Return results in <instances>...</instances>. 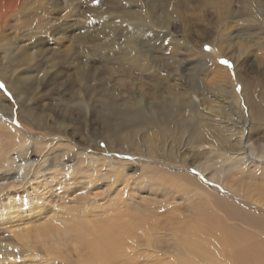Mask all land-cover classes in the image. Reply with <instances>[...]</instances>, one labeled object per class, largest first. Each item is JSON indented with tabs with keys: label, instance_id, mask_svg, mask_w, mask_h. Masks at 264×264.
<instances>
[{
	"label": "rangeland",
	"instance_id": "1",
	"mask_svg": "<svg viewBox=\"0 0 264 264\" xmlns=\"http://www.w3.org/2000/svg\"><path fill=\"white\" fill-rule=\"evenodd\" d=\"M118 1L0 0V208L46 204L30 219L21 209L0 217V264H94L96 254L77 238L19 237L30 228L63 230L86 209L111 222L95 239L119 247L104 262L264 264V0L249 7L259 21L247 20L249 0H225L229 20L189 0H124V10L140 5L166 25L160 33L143 25L139 48L124 54L103 42L113 25L103 12ZM221 25L231 38L218 55ZM137 53L147 56L140 73L132 67ZM116 103L124 123L104 129L103 113ZM244 154L254 160L247 169L232 160ZM143 173L167 196L133 187ZM115 212L121 218L110 221Z\"/></svg>",
	"mask_w": 264,
	"mask_h": 264
},
{
	"label": "bare ground",
	"instance_id": "2",
	"mask_svg": "<svg viewBox=\"0 0 264 264\" xmlns=\"http://www.w3.org/2000/svg\"><path fill=\"white\" fill-rule=\"evenodd\" d=\"M14 1V0H13ZM176 1V0H175ZM190 1V4L192 3V2H195L196 4H191L192 6H198V5H200V6H204V8L203 9H207V10H213V12L211 13V15H213L214 17H217V18H223V19H225V20H229V19H232V16H234V10H233V8H231V6L229 5V2H226L225 0H209V1H211V2H209V4L206 6V3H204V4H201L200 3V1L199 0H189ZM6 2V1H5ZM40 2H41V0H40ZM181 2V1H180ZM179 2V3H180ZM213 2V3H212ZM222 3V4H219V3ZM173 3V1L171 2V4ZM175 3H177V2H175ZM6 4V3H5ZM118 4H119V6L118 7H114V6H110L109 7V9H110V11H107V12H103V13H108V15H112V20L111 21H113V25H112V27H110V31L109 32H111V34H109L106 38H105V40L103 41L104 43L106 42V44L108 45V46H110L113 50H118V52H119V54H124L128 49H135V50H137L139 47H138V44H137V41H136V39H137V36H136V34L141 30V28H142V26L143 25H150V26H158L159 28L156 30V31H158L159 33L160 32H162V31H164L163 29L165 28V26L166 25H164L162 22L161 23H157L156 21H161V19L159 20H155V19H153L152 20V15H147V14H145V15H143V13L142 12H139L138 11V9L140 8V5H137V6H135V8L136 9H132L131 7L130 8H128V9H126V10H124V6H123V4H124V0H119L118 1ZM182 4V3H181ZM184 5V4H183ZM186 5V4H185ZM261 3L258 1V0H249V2L244 6V8H243V10H247L248 11V14H247V20H249V19H252L253 21H257L258 20V18H256L255 17V15H254V12L253 11H251L250 9H249V7H251V6H257V7H261ZM19 5H17V7H18ZM123 6V7H122ZM13 7V6H12ZM122 7V8H121ZM170 7V6H169ZM1 8V7H0ZM121 8V9H120ZM21 9H22V6H21ZM115 9H120V13L118 14L117 13V11L115 10ZM12 10V9H11ZM14 10V9H13ZM72 11V10H71ZM98 11V10H97ZM8 12V11H7ZM240 12H242V11H240ZM98 13H100L99 11H98ZM102 13V12H101ZM258 13V12H257ZM200 14V13H199ZM120 15V16H119ZM141 15V16H140ZM243 16V15H242ZM122 17H123V19H122ZM143 19H145V21H141L142 20V18ZM184 17V16H183ZM1 20V19H0ZM123 20H125V21H123ZM241 20V19H240ZM224 21V20H223ZM242 21H243V19H242ZM250 21V20H249ZM259 21V20H258ZM56 22V21H55ZM225 22V21H224ZM237 22H240V21H237ZM223 22H221V24H222ZM229 23V25H228V27L230 28L232 25H230L231 23L230 22H228ZM233 23V22H232ZM227 25V24H226ZM195 26V25H194ZM222 26L223 25H221V29H223L222 28ZM61 27V26H60ZM116 27L118 28V32L120 33V37L122 38V44H119V42L117 41V39L115 38V31H116ZM223 27H225V26H223ZM228 28V29H229ZM249 28V27H248ZM155 30V29H154ZM219 30V29H218ZM217 30V31H218ZM227 30V26L225 27V29H224V31H226ZM245 30V29H244ZM247 30V29H246ZM229 30H227L226 32H222V35L220 36L219 35V37L217 38V41H216V43L215 42H213V43H215V46H213V48H214V50H215V52H218V55H219V51L220 50H224V45H226L227 46V43H226V40L227 39H230L231 38V34H230V32H228ZM152 32H153V30H152ZM202 32H203V30H202ZM205 32V31H204ZM219 32H220V30H219ZM217 32H215V34H216ZM139 34V33H138ZM206 34V33H205ZM221 34V33H220ZM112 35V36H111ZM260 38V37H259ZM138 40V39H137ZM213 40V39H212ZM241 40V39H240ZM202 41V40H201ZM232 41V40H231ZM234 41V40H233ZM209 42H211V41H209ZM246 42H247V40H246ZM198 43V42H197ZM212 43V42H211ZM245 43V42H244ZM200 46H201V42L200 43H198ZM210 44V43H209ZM9 45V44H8ZM191 45H193V44H191ZM200 46H198V47H200ZM208 46V45H207ZM191 47V46H190ZM201 48V47H200ZM226 48H229V47H226ZM225 48V50H227ZM89 49V48H88ZM191 49H192V52L193 53H199V51H200V49L198 48H196V47H191ZM83 50H84V48H83ZM90 50V49H89ZM87 51V50H86ZM140 51V50H139ZM85 52V51H84ZM221 52V51H220ZM238 52V51H237ZM213 54V53H212ZM237 54V53H236ZM203 55V54H202ZM221 55H222V53H221ZM37 55L35 54V53H32V54H30L29 56H27V57H25L24 58V61L27 59V61L28 60H32V59H34L35 57H36ZM82 56V55H81ZM117 56H118V54H117ZM121 57H123V56H121ZM144 57H147V56H144V55H142L141 53H137V55H136V59H134L133 58V64H132V67L134 66V69H136L135 71H136V73H140V71L141 70H143L144 69V67L145 68H147V66H145L144 64L143 65H137V64H140L141 63V61H143V58ZM205 57V56H204ZM235 57V56H234ZM240 57V56H239ZM237 58V57H236ZM148 59H150V62L152 61V56H148ZM238 59V58H237ZM146 60V59H145ZM26 61V62H27ZM32 62V61H31ZM196 62L197 63H199L200 64V62H201V59L200 58H198L197 60H196ZM81 63V62H80ZM147 64V63H146ZM203 64V63H202ZM201 64V65H202ZM152 65H154V64H152ZM241 66V68H243V65H240ZM143 67V68H142ZM151 67V66H150ZM234 68H235V66H234ZM233 68V69H234ZM151 69H152V67H151ZM90 70V69H89ZM147 70V69H146ZM154 70V69H153ZM134 71V72H135ZM149 71V70H148ZM84 72V71H83ZM3 74V73H2ZM81 75V74H80ZM238 77H239V79L241 80V75H238ZM134 79H135V82L136 81H138V78H136V77H133ZM132 83H134V82H132ZM132 85H134V84H132ZM245 85H246V82H245ZM133 87V86H132ZM128 85H126V92H125V94H127V93H129L128 92ZM134 93V92H133ZM129 94H131V93H129ZM133 97V96H132ZM234 97V96H233ZM139 99H141V96L139 95ZM143 99V98H142ZM226 100V99H225ZM238 102H239V100H238ZM238 102H236L235 101V103H238ZM132 104H134L135 102L134 101H132L131 102ZM129 105L127 102H125L124 104H123V106L124 105ZM172 104V103H171ZM158 105V104H157ZM123 106H122V104L121 103H116V105L115 106H112L109 110H107V113L105 114V113H103L104 114V117H103V119H102V126L104 127V129H107V127L109 128V126L111 125V124H113V126H114V128H120V127H122V125H123V123H124V118L122 117V116H120V115H118L119 114V112L120 111H118V114L117 113H115L114 114V111H115V109H118V110H123L122 108H123ZM208 106V105H207ZM218 106V105H217ZM151 107V106H150ZM219 107V106H218ZM211 108V107H210ZM176 109V108H175ZM214 110V109H213ZM222 111V110H221ZM172 112V111H171ZM165 113V112H164ZM168 113V112H167ZM127 114H129V116H132V115H134V116H139L137 113H135V110H133V109H127ZM196 115V114H195ZM193 116H194V114H193ZM192 117V116H191ZM200 117V116H199ZM131 118V117H130ZM192 119V118H191ZM159 120V119H158ZM164 120V119H163ZM168 120V119H167ZM194 120V119H193ZM110 121H111V123H110ZM137 121H139V125L141 126V127H147L148 126V124H147V122L146 121H144V118H138L137 119ZM164 122V121H163ZM190 122V121H189ZM258 122H259V119H258ZM258 122H256V123H258ZM138 123V122H137ZM164 123H166V122H164ZM171 123V122H170ZM193 123V122H192ZM198 123V122H197ZM201 123V122H200ZM173 124V123H172ZM196 124V123H195ZM252 124H254V123H252ZM169 125V124H168ZM192 125V124H191ZM201 125H203V124H201ZM207 125V124H206ZM212 125V124H211ZM167 127V126H166ZM171 127H173V126H170V128ZM191 127V126H190ZM195 127V126H194ZM199 127V126H198ZM201 128V127H200ZM203 128V127H202ZM153 129V128H152ZM196 129V128H195ZM194 129V130H195ZM206 130V129H205ZM216 130V129H215ZM191 131V130H190ZM203 131V130H202ZM207 131V130H206ZM205 131V132H206ZM214 131V130H213ZM199 132V130H196L195 131V133H198ZM211 133V132H210ZM216 133V132H215ZM241 133H242V130H241ZM159 135H161V134H159ZM208 135V134H207ZM240 135V134H239ZM169 136V135H168ZM242 136V135H241ZM24 138V137H23ZM204 138V137H203ZM212 139V138H211ZM242 139V138H241ZM151 140V139H150ZM205 139H202L201 140V142L200 143H202V141H204ZM24 141V140H23ZM152 142V141H151ZM153 143H155V142H153ZM202 148V147H201ZM196 153V152H195ZM244 156L246 157L247 155L246 154H244ZM245 157H242V156H240L239 158H234V159H232L233 160V162L234 161H237V162H240V165H242V164H245L244 165V168L245 169H247V168H249V166H248V164L249 163H251V162H253L254 160L253 159H251V158H249L248 156V158H245ZM259 157H264V156H259ZM230 159V158H229ZM236 163V162H235ZM242 163V164H241ZM239 164V163H238ZM237 168H238V166H237ZM244 170V169H243ZM149 175H151V177L153 178L154 177V174H150L149 173ZM146 176H147V178H148V175L147 174H142V176L140 177V179L139 180H134L135 182L133 183V187H135V186H140V188H145V189H147L148 191H147V193H150V192H155L156 193V191L159 193V192H161V196L160 197H166L167 196V189H165V188H163V186L161 185V184H154L153 183V181L152 180H154V179H151V181H149L147 178H146ZM252 178V177H251ZM136 179V178H135ZM175 181V180H174ZM253 181V180H252ZM184 182V181H183ZM177 183V182H176ZM186 183V182H185ZM255 183V182H254ZM173 184V183H172ZM178 184H180L179 182H178ZM189 185V184H188ZM10 186V185H9ZM197 186V185H196ZM179 187V186H178ZM182 187V186H181ZM183 187H184V183H183ZM186 188V187H185ZM255 188V187H254ZM258 187H256V189H257ZM110 190V188L108 189V190H105V192H108ZM170 191V190H169ZM244 191V190H243ZM262 191V190H261ZM142 192V191H141ZM171 192V191H170ZM180 192V191H179ZM194 192V191H193ZM192 192V193H193ZM250 192V191H249ZM247 193V194H250V193ZM253 193V192H252ZM261 193V192H260ZM200 194V193H199ZM256 194V193H255ZM144 195V194H143ZM158 195V194H157ZM242 196V195H241ZM249 196H251V195H249ZM246 197V196H245ZM248 197V196H247ZM247 199V198H246ZM14 200V199H13ZM251 200V199H250ZM254 200V199H253ZM5 201H8V200H5ZM85 201H88V200H85ZM5 203V202H4ZM22 203V202H21ZM218 203H219V201H218ZM249 203V202H248ZM109 205V204H108ZM119 205V204H118ZM5 206V210H8V211H3V210H1V208H0V214H1V216L0 217H2V218H6L7 216H11V215H13L14 213H15V211L17 210V209H21V208H19V205L15 202H10V204L8 205L7 203L6 204H3L1 207L3 208ZM46 206V204H44V203H40V205H37V206H35L34 208H28V209H26V210H22V211H20V212H24V213H27V218H33V217H36L37 215L39 216V213L40 212H42V211H44L45 210V207ZM94 206V205H93ZM98 206V207H97ZM101 206V205H100ZM99 205H97L96 204V207L97 208H99L100 207ZM106 206V205H105ZM110 206V205H109ZM20 207H23L22 205H20ZM92 207V206H91ZM96 207H95V209H96ZM101 207H103V206H101ZM94 208V207H93ZM105 208V207H104ZM112 208H113V206H112ZM4 209V208H3ZM89 209H91V208H89ZM106 209V208H105ZM18 210V211H19ZM104 210V209H103ZM120 210V209H119ZM86 212H87V214H88V217H90L89 216V212L91 211V210H88V209H86L85 210ZM84 211V213H85V215H83L82 217H78V218H84L85 219V221L82 219V221H84L85 223H81V222H79L78 220H80V219H76V221H75V224L73 225H65V222L66 221H64L63 222V224L62 225H64L65 227L63 228V230H58V229H55V228H52V229H50V228H47V227H44V228H40L39 230H34V229H32V228H30V229H28L27 231H23L22 233H20V235H19V237L21 238V237H28V236H33V238L35 239V240H39V239H41V237H45V238H47L48 240L50 239V240H52L51 239V234L52 233H55V234H57L58 235V237H59V239H61L60 241L62 242H67L69 239H71L72 240V238H77V240L76 241H80L81 243L82 242H86L87 244H88V249H89V252H90V254H98V256H96V255H94L96 258H95V260H97L96 262L93 260V262H95L94 264H112L114 261V259L112 260V258L113 257H111L108 261H105L104 262V258H105V253H108V255L107 256H113L114 254H115V250H118V246H116V247H110V246H108V245H105V244H103L102 242H101V246H100V244H98V243H100V242H98L99 240V237L100 236H104L105 234H107L108 232H109V228H107V224H110L111 222H108V221H103V220H101L99 217H97L96 219H92L91 217V219H89V218H87V216H86V212ZM114 211H115V209H114ZM122 211H123V209H122ZM69 212H74V210L73 209H71ZM68 212V213H69ZM18 213V212H17ZM23 213V214H24ZM198 215V214H197ZM16 216H17V214H16ZM62 216L64 217V215H63V213H62ZM199 216V215H198ZM26 217V216H25ZM95 218V217H94ZM120 219L121 218V214L119 215L117 212H115L114 214H110L109 215V219H110V221L111 220H113V219ZM69 219V218H68ZM123 219H124V214L122 215V221H123ZM17 219H15V221H16ZM105 220V219H104ZM126 220V219H125ZM7 221V220H6ZM77 222H79V223H81L82 225H80L79 223H77ZM124 222V224L126 223V222H128V220L127 221H123ZM105 223H107V224H105ZM115 223V222H114ZM122 223V222H121ZM184 223V222H183ZM128 224H130V222L128 223ZM132 225L134 224L133 222L131 223ZM81 226V227H80ZM109 226V225H108ZM135 228V227H134ZM108 229V230H107ZM126 231V230H125ZM148 231H149V228H148ZM29 232V233H28ZM115 232V231H114ZM120 232V231H119ZM124 232V231H123ZM126 233V232H125ZM146 233V232H145ZM171 233H173V232H171ZM127 234H128V232H127ZM50 237V238H49ZM145 237V236H144ZM23 239H25V238H23ZM95 239H97V242L95 241ZM103 239V238H102ZM121 239H122V237H121ZM147 239H149L148 237H147ZM74 240V239H73ZM113 240V239H112ZM118 240V239H117ZM70 241V240H69ZM75 241V240H74ZM130 241V240H129ZM72 242V241H71ZM109 242V241H108ZM116 242V241H115ZM123 242H125V241H123ZM154 242V241H153ZM70 243V242H69ZM81 243H80V246H81ZM113 243V242H112ZM117 243V242H116ZM115 243V244H116ZM129 243V242H128ZM132 243V242H131ZM130 243V244H131ZM130 244H128V246L130 247ZM157 244V243H156ZM69 245H72V244H69ZM75 245H79L78 243L76 244V242H75ZM111 245H113V244H111ZM74 246V245H73ZM54 247H58L56 244H53V248ZM75 248H73V249H75L76 250V246H74ZM79 247V246H78ZM52 248V249H53ZM77 249H80V248H77ZM138 250V249H137ZM53 251V250H52ZM56 251H58V249L56 250ZM82 251V249L80 250V252ZM54 252V251H53ZM78 252V251H77ZM85 252V251H84ZM202 252V251H201ZM188 253V252H187ZM195 253V252H194ZM117 254V253H116ZM196 254V253H195ZM189 255V254H188ZM194 255V254H193ZM198 254H196V256H197ZM82 256H84V255H82ZM92 256V255H91ZM90 255L88 256V255H86L85 257H91ZM196 256H194V257H196ZM85 257H83L84 259H85ZM198 257V256H197ZM196 257V258H197ZM204 256L202 255V258H203ZM92 258H93V256H92ZM90 259V258H89ZM187 259V258H186ZM106 260V259H105ZM202 260H204L205 262H207V258H204V259H202ZM74 261V260H73ZM198 261H199V258H198ZM200 262V261H199ZM164 264V263H163ZM203 264V263H202Z\"/></svg>",
	"mask_w": 264,
	"mask_h": 264
},
{
	"label": "snow or ice",
	"instance_id": "3",
	"mask_svg": "<svg viewBox=\"0 0 264 264\" xmlns=\"http://www.w3.org/2000/svg\"><path fill=\"white\" fill-rule=\"evenodd\" d=\"M206 48H207V46H206Z\"/></svg>",
	"mask_w": 264,
	"mask_h": 264
}]
</instances>
